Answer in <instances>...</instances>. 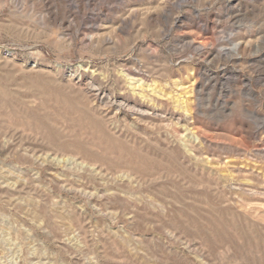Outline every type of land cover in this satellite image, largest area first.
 I'll return each instance as SVG.
<instances>
[{
  "label": "rangeland",
  "instance_id": "rangeland-1",
  "mask_svg": "<svg viewBox=\"0 0 264 264\" xmlns=\"http://www.w3.org/2000/svg\"><path fill=\"white\" fill-rule=\"evenodd\" d=\"M0 264H264V0H0Z\"/></svg>",
  "mask_w": 264,
  "mask_h": 264
}]
</instances>
